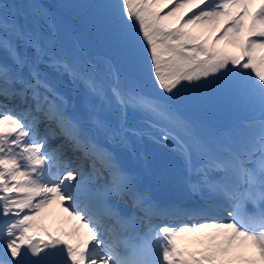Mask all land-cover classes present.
I'll return each mask as SVG.
<instances>
[{
	"label": "snow or ice",
	"instance_id": "1",
	"mask_svg": "<svg viewBox=\"0 0 264 264\" xmlns=\"http://www.w3.org/2000/svg\"><path fill=\"white\" fill-rule=\"evenodd\" d=\"M72 7L106 22L110 54L91 57L75 37L69 46L48 5L33 3L29 24L0 0V264H264V0ZM64 75L97 101L86 118L58 90ZM212 89L258 115L206 131L177 99ZM101 138L139 158L145 140L168 148L202 202L161 207ZM57 207L66 216L52 226ZM169 214L202 219L153 223Z\"/></svg>",
	"mask_w": 264,
	"mask_h": 264
},
{
	"label": "rangeland",
	"instance_id": "2",
	"mask_svg": "<svg viewBox=\"0 0 264 264\" xmlns=\"http://www.w3.org/2000/svg\"><path fill=\"white\" fill-rule=\"evenodd\" d=\"M45 1L48 6H50L51 8H56L58 9V13H60L61 15H63L65 19L62 18V22L65 26L67 35L65 37V42L71 46V41L74 37V22L78 23V25H81V28L83 29V33H84V37H88V39H85L82 35L80 39V37H78L77 39L80 40L82 42V40L88 44L89 48L91 47V44L94 43V46L97 48L95 49V47H93L96 51V53L98 55L97 56H104V55H108L111 52V36L109 34L106 22L100 18L98 16V14H96L93 11H88L87 8H81V7H72L75 5H83V4H89V3H95V0H43ZM41 0H4V3L10 5L14 11H19L22 15L27 17V21L29 24L34 22V18L31 15V5L33 3H40L42 5H47L45 2H43ZM97 2H101V0H97ZM63 6H69V7H63ZM52 8V9H53ZM55 10V9H53ZM73 18V21H68V19ZM66 21V22H64ZM42 23V22H41ZM104 23V24H103ZM78 35V34H77ZM91 39L93 40V43H91ZM88 54V53H87ZM89 56H91V54L89 53ZM92 57V56H91ZM64 78H61L60 76L57 78L56 82L59 86H61L59 89H61L62 91L64 90V88H68V95H65L66 99L69 98L70 101L72 102L74 108L77 111H82L83 109V105H84V101L83 99L79 98V95H75L76 89L75 86H79V82L73 83L72 80L70 79V77L66 78V83L63 82ZM62 85H64V87H62ZM82 90H84V88H82ZM212 89L211 91H209L206 95H205V99L201 102L202 106H204L205 108L203 110H205L208 114L209 111H211V108L213 107L214 102H220V101H225L222 102L224 104V106H226L225 110L223 111H219L218 114L220 119H219V125H220V129L224 130V129H229L232 127H236V126H240L241 121H247L249 114H251V112L249 111L244 118H246L247 120L244 119H240L243 117V115H240L238 117H234L233 114L240 109L238 108V99L232 95H230L229 93H223L220 92L221 90H215ZM219 92V93H218ZM70 95V97H69ZM201 95H203V91L202 90H196V91H191V92H185L183 93L180 97L183 96H191V97H195V98H199ZM209 96V97H208ZM208 97V98H206ZM217 97V98H216ZM79 98V101H78ZM178 101V99H177ZM213 101V104H210V102ZM198 104V101H194L192 103H189L188 101V105L189 104ZM187 106V105H186ZM215 106V105H214ZM220 106V105H219ZM185 108H181V111L183 113H186ZM219 108H222V106H220ZM214 109H216V106L214 107ZM241 109L247 110L244 106H241ZM88 108H86L85 112L87 113ZM248 111V110H247ZM218 112V111H216ZM211 114H214L211 113ZM202 119H208V116H204V115H199ZM188 119L195 121L198 125H200L203 129H205L206 131H211L212 127L204 124L203 122H201L200 120H198L197 118L193 117V116H186ZM212 117V115H211ZM216 117V116H215ZM253 118V117H252ZM139 123H137V125H139ZM214 128V127H213ZM217 128V127H216ZM218 129V128H217ZM105 141V140H104ZM149 141V140H148ZM170 160L174 161L176 159L179 158V156H177L175 153H173L172 151L169 150V157ZM228 217H224V219L222 220H226ZM200 222V221H199ZM189 224V223H187Z\"/></svg>",
	"mask_w": 264,
	"mask_h": 264
},
{
	"label": "bare ground",
	"instance_id": "3",
	"mask_svg": "<svg viewBox=\"0 0 264 264\" xmlns=\"http://www.w3.org/2000/svg\"><path fill=\"white\" fill-rule=\"evenodd\" d=\"M79 85L80 87L78 86V88H80V91H81L82 89L81 85L83 84L79 83ZM69 110L73 111V109L71 108H69ZM76 112L78 113V111ZM158 148L160 150L162 149L160 147ZM159 157H160V160L158 158V161H155V159L151 160L150 158H147L146 159L147 165L145 164V160H144L143 165L141 164V166L139 167H132L130 165V160L127 157V155H120L119 157H116V159L120 163V165L124 167L126 171H128L129 173L135 174L134 176L136 177L137 183L140 180L145 179L146 186L144 187V191H146L147 193L149 192V187L156 184V181H157V178H154L151 176V173L149 172V170L154 173H157V175L159 177H163V179H166L170 175L165 180V183L166 182L170 183V188L166 190V188H164L165 183H163V187H161V190H160L161 192L159 193V198L163 197L166 199L168 204L171 202L172 206H177L178 203L183 202L185 198H187L188 196H191L184 188V175H185L184 167L182 169H176L175 165L172 164L171 169H170V163L168 162L167 155L161 154ZM130 159L132 158L130 157ZM198 198H201V197L198 195ZM158 200L156 201L157 204H159ZM55 212H56L55 223H53L51 219L48 221V223L51 224L52 226H59L60 221L66 216V214H64L58 207L55 209ZM187 217H192V216L187 215Z\"/></svg>",
	"mask_w": 264,
	"mask_h": 264
},
{
	"label": "water",
	"instance_id": "4",
	"mask_svg": "<svg viewBox=\"0 0 264 264\" xmlns=\"http://www.w3.org/2000/svg\"><path fill=\"white\" fill-rule=\"evenodd\" d=\"M131 120H132V117H129V118H128V122L130 123V122H131Z\"/></svg>",
	"mask_w": 264,
	"mask_h": 264
}]
</instances>
